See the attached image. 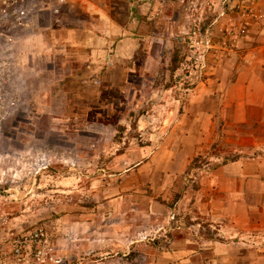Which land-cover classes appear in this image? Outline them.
Listing matches in <instances>:
<instances>
[{
	"label": "rangeland",
	"instance_id": "374dc122",
	"mask_svg": "<svg viewBox=\"0 0 264 264\" xmlns=\"http://www.w3.org/2000/svg\"><path fill=\"white\" fill-rule=\"evenodd\" d=\"M187 1L184 9L176 1L159 8L154 18L166 36L164 21L171 22L169 48L155 54L168 65L158 77L165 76L172 95L190 94L219 79L227 62L235 80L264 51V0ZM50 3L28 0L32 13L26 26L0 25V59L13 62L0 78V88L10 94L7 117L0 108V264H221L209 258V250L204 256L190 254L193 259L178 257L200 251L187 243L180 222L192 221L186 207H208L196 194L197 176L215 174L214 156L232 158L236 148L226 149L221 141L207 148L191 163L186 179L174 180L169 191L159 188V178L129 172L134 164L125 162L129 152L118 142L127 138L129 145L133 136L140 145L143 137L115 125L118 114L105 104L91 109L87 99L66 100L63 92L52 99ZM28 51H43L42 59L32 64ZM137 70L132 80L140 84ZM112 99L117 105L122 98L114 94ZM105 124L116 131H104ZM258 187L260 192L257 183L245 196L253 207L263 204ZM207 192L200 194L214 196ZM252 220V233L221 232L224 240L236 243L227 264H242L246 247L255 264L264 251V226L256 228L261 216L255 213Z\"/></svg>",
	"mask_w": 264,
	"mask_h": 264
},
{
	"label": "crops",
	"instance_id": "0c3cea01",
	"mask_svg": "<svg viewBox=\"0 0 264 264\" xmlns=\"http://www.w3.org/2000/svg\"><path fill=\"white\" fill-rule=\"evenodd\" d=\"M173 1L183 9L190 3L67 0L62 4L59 15L52 13V51H48L52 99L63 92V99H87L91 109L105 104L110 112L115 111V125L123 126L126 134L133 131L143 137L140 145L133 136L129 145L124 142L127 138L118 142L129 152L125 162L134 164L129 172H143L146 180L159 178V188L168 191L174 180L189 175L191 163L207 148L220 141L226 149L235 147L232 158L227 153L214 156L215 174L197 176L196 194L207 201L208 207L203 203L201 207H186L192 221L180 222L187 243L199 246L200 251L180 252L178 257L193 259L190 254L204 256L209 250V258L227 264L234 259L231 249L236 243L224 240L221 232L252 233L249 227L255 213L261 216L256 228L264 226V200L257 207L251 206L249 199L245 201L249 188L257 183L261 184L257 198H264V51H259L257 60L249 59L248 67L243 66L235 80L232 63L227 62L219 79L209 80L208 85L190 94L172 95V88L164 85L165 76L158 77L168 65L157 60L155 54L168 50L171 22L164 21L169 27L166 36L159 29L161 21L154 18L159 8L171 7ZM156 42L162 45L157 48ZM28 52L32 64L42 59L43 51ZM137 69L141 72L140 84L132 80L137 78ZM144 88H148L147 94ZM114 94L122 98L117 105ZM94 122L88 125L95 126ZM115 125L105 124L103 130L116 131ZM204 189L209 191L208 196L214 191V196L204 198L200 194ZM207 229H212L213 235H205ZM246 248L240 261L255 264ZM262 260L261 250L256 264H262Z\"/></svg>",
	"mask_w": 264,
	"mask_h": 264
},
{
	"label": "built area",
	"instance_id": "2783aa9c",
	"mask_svg": "<svg viewBox=\"0 0 264 264\" xmlns=\"http://www.w3.org/2000/svg\"><path fill=\"white\" fill-rule=\"evenodd\" d=\"M67 0H51L49 4L51 6L52 13L55 15L60 14L61 5L65 4ZM0 10L3 11L0 18V25L10 27L13 30L26 26L29 17L32 13L29 9L28 0H0ZM2 51H0L1 54ZM13 65V62H4L0 59V78L3 77V69L7 66ZM10 94L6 88H0V108L3 109L1 112L7 117L8 112L6 111L9 107L8 100ZM14 100H18L13 96ZM15 103H12L10 107H14Z\"/></svg>",
	"mask_w": 264,
	"mask_h": 264
}]
</instances>
